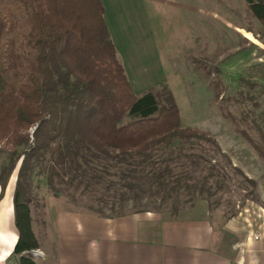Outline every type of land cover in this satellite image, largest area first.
Masks as SVG:
<instances>
[{
  "label": "trees",
  "instance_id": "16d2710c",
  "mask_svg": "<svg viewBox=\"0 0 264 264\" xmlns=\"http://www.w3.org/2000/svg\"><path fill=\"white\" fill-rule=\"evenodd\" d=\"M243 1L264 41V0ZM105 13L101 0H0V187L3 196L21 161L14 195L21 264H36L40 247L28 191L33 176L57 196L69 187L100 193L103 206L90 212L106 217L153 197L156 212L168 203L176 212L184 190L208 200L228 187L227 168L250 187L243 197L255 186L212 137L181 126L165 83L135 93ZM238 80L236 95L225 98L237 114L225 116L264 160V83ZM140 211L149 210L133 212Z\"/></svg>",
  "mask_w": 264,
  "mask_h": 264
},
{
  "label": "rangeland",
  "instance_id": "374dc122",
  "mask_svg": "<svg viewBox=\"0 0 264 264\" xmlns=\"http://www.w3.org/2000/svg\"><path fill=\"white\" fill-rule=\"evenodd\" d=\"M144 9L163 70L162 81L148 88L165 83L178 105L181 126L207 133L231 165L255 181L251 195L245 198L250 187H243L246 184L240 174L227 168L228 187L208 200L198 196L190 199L184 190L176 212L170 203L157 212L167 219L204 218L226 239L243 240L247 227H255L264 215V160L225 116L227 112L237 114L232 100L225 98L236 95L240 76L264 83L261 25L243 0H146ZM204 147L213 154L209 146ZM215 156L226 165L225 158ZM20 162L12 174L16 182ZM205 174L206 170L195 173L196 178ZM28 191L33 225L44 246L54 247L56 243L58 210L91 211L103 206L97 200L100 193L69 187L57 196L39 176L32 177ZM143 201L137 207L133 201L127 203L125 212L158 210L154 197ZM41 254L37 249L32 255Z\"/></svg>",
  "mask_w": 264,
  "mask_h": 264
},
{
  "label": "crops",
  "instance_id": "0c3cea01",
  "mask_svg": "<svg viewBox=\"0 0 264 264\" xmlns=\"http://www.w3.org/2000/svg\"><path fill=\"white\" fill-rule=\"evenodd\" d=\"M112 38L135 93L162 81V66L145 13L146 0H101ZM16 180L0 187V264H21L15 253ZM261 215V214H260ZM243 240L226 239L206 219H167L155 211L106 217L76 209L58 210L56 243L39 239L36 264H264V215ZM51 250V251H50ZM54 250V251H52Z\"/></svg>",
  "mask_w": 264,
  "mask_h": 264
}]
</instances>
